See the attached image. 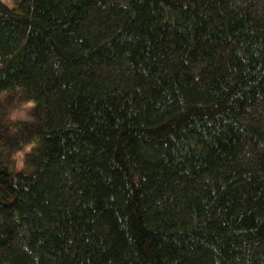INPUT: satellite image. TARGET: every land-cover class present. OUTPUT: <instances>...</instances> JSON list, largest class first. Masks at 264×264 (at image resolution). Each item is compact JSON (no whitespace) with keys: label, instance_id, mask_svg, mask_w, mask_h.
<instances>
[{"label":"trees","instance_id":"obj_1","mask_svg":"<svg viewBox=\"0 0 264 264\" xmlns=\"http://www.w3.org/2000/svg\"><path fill=\"white\" fill-rule=\"evenodd\" d=\"M4 88L0 264H264V0H0Z\"/></svg>","mask_w":264,"mask_h":264},{"label":"clouds","instance_id":"obj_2","mask_svg":"<svg viewBox=\"0 0 264 264\" xmlns=\"http://www.w3.org/2000/svg\"><path fill=\"white\" fill-rule=\"evenodd\" d=\"M15 92L18 94L13 101L15 106L9 108L5 117V123L10 122V134H16L19 131V128L16 127L18 123H35V117L31 113L37 107L35 99H21L23 96L22 85H16ZM12 95L10 89H0V105H7L8 99ZM39 147V138H33L28 142H21L19 147L11 152L10 160L15 172H25L29 168L28 156L32 155ZM0 150L7 151L6 149Z\"/></svg>","mask_w":264,"mask_h":264},{"label":"rangeland","instance_id":"obj_3","mask_svg":"<svg viewBox=\"0 0 264 264\" xmlns=\"http://www.w3.org/2000/svg\"><path fill=\"white\" fill-rule=\"evenodd\" d=\"M8 4H11L13 0H5Z\"/></svg>","mask_w":264,"mask_h":264}]
</instances>
